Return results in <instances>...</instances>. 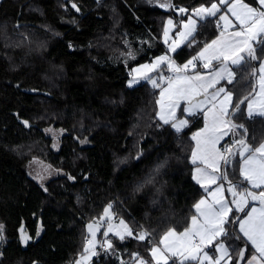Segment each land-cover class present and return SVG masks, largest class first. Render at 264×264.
Returning <instances> with one entry per match:
<instances>
[{
  "label": "trees",
  "instance_id": "16d2710c",
  "mask_svg": "<svg viewBox=\"0 0 264 264\" xmlns=\"http://www.w3.org/2000/svg\"><path fill=\"white\" fill-rule=\"evenodd\" d=\"M215 2L173 0L164 10L152 0H0V264H74L86 253L88 225L98 223L109 205L113 223L123 218L132 235H109L90 264H156L151 248L170 229L190 227L205 194L191 162L192 137L202 123L187 120L182 131L165 124L159 89L148 82L130 87L128 79L134 65L162 51L156 42L168 19L183 20ZM244 2L258 6L257 0ZM178 8L186 9L184 17ZM220 14L199 23L173 54L177 61L194 57L217 36ZM128 41L146 52L127 65ZM262 47L256 44V62L246 60L234 68L233 82L223 83L234 94L233 106L255 94L252 70L264 58ZM247 103L228 116L244 126L229 139V201V181L241 192L260 191L240 174V145L232 143L244 137L255 148L264 141V118H249ZM178 112L184 116L182 108ZM48 127L64 133L57 150ZM33 160L57 173L40 184L29 175ZM233 216L244 213L233 208L218 242L229 248L231 264H244L254 250Z\"/></svg>",
  "mask_w": 264,
  "mask_h": 264
},
{
  "label": "snow or ice",
  "instance_id": "6c2138e0",
  "mask_svg": "<svg viewBox=\"0 0 264 264\" xmlns=\"http://www.w3.org/2000/svg\"><path fill=\"white\" fill-rule=\"evenodd\" d=\"M258 8L251 7L244 3V0H219L220 5H226V13H230L235 17L236 24L228 18L227 14H221L218 17L219 21H223L222 30L219 38L213 40L211 44L203 47L199 52L198 57H193L182 67L177 66L175 61L167 56L159 57L154 64L142 65L140 68L134 70L135 74L131 83L137 82V76L142 75L144 79H149L147 73L154 71L160 64L167 63L169 71L175 73L171 77H161L167 83L166 88H161L159 118L165 123L170 122L169 118L175 117V110L181 101L187 102V107L184 109L189 115H195L196 110L204 112V119L206 121L205 127L193 135L192 139L196 141V148L192 153V163L204 165L203 168L197 166L195 169L197 175L194 177L208 192L209 186L215 184L217 180H227V173L224 172L220 176L213 175V173L220 171V161L223 160L224 165L227 166L233 162V157L229 156L232 149L224 147L223 151L217 149L216 145L219 141L228 134V130H235L237 128H244L242 124L237 125L231 120L226 119L235 112L240 111V104L247 103V116H259L264 118V63L252 70V75L256 77L255 94L249 97H244L235 106L232 105V93L224 87L218 88L211 96H209L208 89L215 87L221 80H227L232 83L235 78V72L232 66L239 67L246 60H256V50L253 42L264 45V0H257ZM75 7V5H73ZM162 7H170V4H162ZM181 13L186 9L181 8ZM220 8L217 3H212L210 7H200L195 9L193 15L204 19L206 16H216ZM172 25V21H168ZM220 27L219 23L217 24ZM230 28L236 29L229 31ZM185 31L179 33L182 39H187L196 30V20L189 18L184 24ZM168 36V30H165V37ZM167 42V39L166 41ZM178 44L175 40L170 45V51L175 52ZM264 52V47L261 48ZM202 61V67L209 69L212 67V61L218 62L219 67L213 69L208 75L210 79L206 78L200 73L193 75H181L185 73L191 66L195 69V60ZM259 73V75H257ZM152 86L160 87L155 79H151ZM197 96H203V99L193 103ZM211 105L210 107H207ZM207 107V111H204ZM233 108V112H229V108ZM188 123L187 120H180L173 123L172 126L180 131ZM247 132V129H245ZM234 145L239 144L240 149L238 154L241 157L242 164L238 161L240 174L244 180L251 185L252 189H259V192L248 190L238 191L237 185L228 182L227 191L231 194L232 200L228 201L224 196V185L218 184L217 187L209 192L212 197L211 202L207 200H200L195 205L198 216L191 218V226L186 227L183 231L177 233L175 229H170L159 241L163 245V249L154 246L151 250L153 259L156 264H168L169 259L174 261V264H220V259L228 255L227 248L221 242L216 251L221 252V257L213 262L212 257L204 252L203 249L212 243V241L221 236L226 235L224 225L229 223L227 219L229 213L233 211L231 205H235L236 212L244 213L243 217L233 216L232 222L236 223L239 232L243 237L251 243L255 252L259 255H251L247 264H261L264 260V143L253 148L247 143L246 138L234 140ZM211 169V172L208 171ZM250 201H256L259 207H251L247 212ZM111 205H109V209ZM105 216L111 218L110 212L106 209ZM120 225L124 230L131 235V230L128 229L124 221H120ZM88 230L91 233L92 239L87 241V247L84 251L91 252L92 246L95 243V230L92 224L88 225ZM108 231H113V227L109 225ZM3 232V225H0V233ZM116 235L123 239V235L119 231ZM146 233L139 234L138 238L144 240ZM239 238V237H237ZM25 242L28 237H24ZM0 240L3 236L0 235ZM108 247L111 248V242L106 241ZM244 252H240V258L243 259ZM88 259L86 256L81 257V262ZM78 262V264H81ZM140 264H147L146 261L141 260Z\"/></svg>",
  "mask_w": 264,
  "mask_h": 264
},
{
  "label": "crops",
  "instance_id": "0c3cea01",
  "mask_svg": "<svg viewBox=\"0 0 264 264\" xmlns=\"http://www.w3.org/2000/svg\"><path fill=\"white\" fill-rule=\"evenodd\" d=\"M216 3V2H215ZM244 3H246V2H244ZM219 4V3H218ZM248 4V3H247ZM250 5V4H249ZM211 6V5H210ZM251 7H254V8H258L259 7V5L258 6H252V5H250ZM226 5H222L221 7H219L220 8V11L219 12H217V15L218 14H220L221 12H223L222 14H227L228 15V18L230 19V20H232V22H233V24H236V20H235V17H233L230 13H226ZM193 11H195V10H193ZM192 11V12H193ZM192 12H191V14L189 15V17H187V18H185V19H183L184 20V22H186V21H188V19L190 18V16L192 15ZM186 15V13L185 12H183V13H181V16H185ZM216 15V16H217ZM221 15V14H220ZM216 16H211V17H206L205 19H207V18H212V17H216ZM219 17V16H218ZM204 19V20H205ZM204 20H198V22H197V25H196V32H197V29H198V25H199V23L200 22H202V21H204ZM217 21H219V20H217ZM216 21V22H217ZM219 23H220V27H218L217 25H216V23H215V25H216V28H217V30H218V34H217V36L216 37H214L211 41H209V42H207V43H205L204 44V46L205 45H207V44H211V42L213 41V40H215V39H217V38H219V36H220V33H221V30H222V26H223V21H219ZM177 30V29H176ZM234 30H236V29H233V28H230L229 29V31H234ZM196 32H195V34H196ZM165 33V32H164ZM163 33V34H164ZM194 34V35H195ZM165 35V34H164ZM164 35H162V37L164 36ZM193 37V36H192ZM192 37H190L188 40H190ZM165 39H167L166 37H165ZM188 40H186L185 42H179V44H178V47H176V51L179 49V48H181ZM256 44L257 43H255V42H253V46H254V48H256ZM203 46V47H204ZM203 47L199 50V52L200 51H202L203 50ZM162 49V51L164 50V47H162L161 48ZM161 51V50H160ZM175 51V52H176ZM175 52H172L171 54L169 53V55H171L172 57H173V61H175V64L177 63V60L174 58V56H173V54L175 53ZM199 52L194 56V57H198V54H199ZM160 53V52H159ZM170 56V57H171ZM157 57V56H156ZM199 60V59H198ZM201 63H202V61H201ZM261 63H264V58L260 61V64ZM260 64H259V66H260ZM258 66V67H259ZM217 67H219V64H218V62L217 61H215V60H213L212 61V67L211 68H209V69H205V68H201V69H198V70H196V71H193L192 73H189V74H185V73H181V75H193L194 73H200V74H202V75H204L206 78H208V79H210V76L208 75L213 69H215V68H217ZM235 67H237V66H232V68H233V71H234V68ZM169 72V69H168V67H164V77H165V74L166 73H168ZM258 75H259V73H258ZM225 82H227V80H221L215 87H213V88H209L208 89V95L209 96H211L218 88H220V87H224L226 90H228V88L223 84V83H225ZM157 83L160 85V87H156L157 89H159V91L161 92V88H166L167 87V83H166V80L165 79H163V81L161 82V81H157ZM229 91V90H228ZM231 92V91H230ZM232 93V92H231ZM232 104H233V99H234V94L232 93ZM200 99H203V96H197L194 100H193V103H196V101H198V100H200ZM188 105H187V102L186 101H181L180 102V104H179V106L176 108V110H175V117L174 118H172L171 119V121L170 122H172V123H177V122H179L180 120H179V118H184V116L186 115V114H188L186 111H184V109L187 107ZM211 105H209V106H207V107H210ZM207 107H205V109H204V111H207ZM180 108H182V110H183V117H178V114H179V112H178V109H180ZM230 110H231V107L229 108V112H230ZM189 115V114H188ZM189 117H190V119H192V120H198L199 121V123H202L201 124V126L199 127V128H197V130L194 132V134L193 135H195L197 132H200L204 127H205V123H206V121H205V119H204V112H202V111H200L199 109H197L196 110V114L195 115H189ZM253 117H258V118H262V117H259V116H253ZM226 119H229L228 117H226ZM186 126H184L183 128H185ZM182 128V129H183ZM182 129H181V131H182ZM233 134V130H228V134L227 135H225L220 141H219V143L216 145V147H217V149L218 150H220L221 152L223 151V146L224 145H226V144H229V139H230V137H231V135ZM193 142H194V146H193V150H192V153H193V151L195 150V148H196V141L195 140H193ZM262 143H264V141L262 142ZM230 145V144H229ZM191 162H192V154H191ZM193 164V163H192ZM194 165V170H193V176L195 177L196 175H197V173H196V171H195V169L197 168V166H199V167H201V168H203L204 167V165H202V164H200V162H199V160L197 161V164H193ZM208 171L209 172H211V169H208ZM225 172V165H224V162H223V160H221L220 161V171H218V172H215V173H213V175H216V176H220L222 173H224ZM195 179V178H194ZM196 180V179H195ZM197 182V181H196ZM199 184V183H198ZM218 184H223L224 185V188H225V184H224V180H217V182L215 183V184H211L210 186H209V189H208V192H206L205 191V189L203 188V190H204V192H205V194H204V196L200 199V200H202V199H204V200H207L208 202H211V200H212V197L211 196H209V192H211V191H213L216 187H217V185ZM200 185V184H199ZM249 186L251 187V185L249 184ZM255 190H259V189H255ZM224 196H225V198L229 201V199L227 198V196H226V190L224 191ZM199 200V201H200ZM199 201L197 202V203H199ZM196 203V204H197ZM254 205H252L251 207H259V204H258V202H256V201H254V203H253ZM230 207H232V209L233 208H235V205H231L230 204ZM250 207V208H251ZM249 208V209H250ZM109 212H110V214H111V218H109V217H107V216H105V211H104V214L102 215V217H101V219L99 220V222L98 223H96V224H103L106 228L109 226V225H111V224H113V218H114V215H113V213H112V208H110L109 209V207H107L106 208ZM105 209V210H106ZM248 209V210H249ZM194 210H195V214H194V216H198V214H197V212H196V208L194 207ZM247 210V211H248ZM246 211V212H247ZM232 213V212H231ZM231 213H229V215H228V217H227V219H229V217H230V215H231ZM190 226H191V224H190ZM224 227H225V225H224ZM178 233V232H177ZM107 234V233H106ZM241 234V236L243 237V234L242 233H240ZM222 237V235L221 236H219V237H217V238H215L213 241H212V243L211 244H209V245H207L204 249H203V251L204 252H207L211 257H212V259H213V262L216 260V259H218V258H220L221 257V252L220 251H216L215 249L217 248V246L221 243V242H218L219 240H220V238ZM243 239L249 244V246H251V243L249 242V241H247V239L245 238V237H243ZM160 241V240H159ZM224 245H225V247L227 248V251H228V255H226V256H223V258L222 259H220V264H231V257H230V251H229V248L227 247V245L224 243ZM154 246H158V247H160L161 249H163V245H160L159 244V242L157 243V244H155ZM153 246V247H154ZM152 247V248H153ZM252 247V246H251ZM152 248H151V250H152ZM252 249L254 250V248L252 247ZM151 250H150V254H151ZM91 251H93V249H91ZM94 252H95V255H96V253L98 252L97 250H96V246H95V248H94ZM95 255H91V252H88V253H85L83 256H86V257H88V259L86 260V261H84V262H81V257L74 263V264H78V262H81V264H90L91 262H92V260L94 259V256ZM252 255H259L258 253H256L255 252V250L253 251V253H252ZM151 257H152V254H151ZM250 258H251V256L244 262V264H247V262L250 260ZM152 259H153V257H152ZM153 262H155L156 263V261L153 259ZM168 264H174V261L172 260V259H169V261H168ZM205 264H207V262H205ZM261 264H264V260H261Z\"/></svg>",
  "mask_w": 264,
  "mask_h": 264
},
{
  "label": "rangeland",
  "instance_id": "374dc122",
  "mask_svg": "<svg viewBox=\"0 0 264 264\" xmlns=\"http://www.w3.org/2000/svg\"><path fill=\"white\" fill-rule=\"evenodd\" d=\"M152 3L155 7H159V8L164 9V10H168L173 6V0H152ZM216 3L218 4L219 2H216ZM162 4H170L171 6L170 7H162L161 6ZM218 6L221 7L222 5L218 4ZM207 7H210V6H206L205 8H207ZM180 9L181 8L176 9V12H177V14H179L181 16V12L179 11ZM193 13H194V11L192 12V15L190 16V18L196 20V25H197L198 20H204L207 17L206 16L204 19H200V17L193 15ZM208 17H211V16H208ZM169 20L172 21V25L168 24ZM185 23H187V21L184 22V20H181V19L178 20L175 18H170L167 20L166 27H165V30L166 29L168 30L167 42H165L166 41L165 35H164L165 33L163 34L164 36L161 37V39L158 42H156V45H158V43H159V45H161V47H164V50L161 51L157 55V57L155 56L152 60L145 62V63L138 64V65L136 64L132 67L131 76L128 79V85L130 87L138 86L139 84L144 83V82H148L150 85H152L150 83L151 79H155L156 81H161V82L163 81V79H161V77H164V67L165 66L167 67V63H162L154 71L148 72L147 76L149 77V79H144L142 75H138L137 76V82L131 83L132 79H133V75L135 74V72H134L135 69L140 68L142 65H145V64H148V65L154 64L155 61L161 56H167L171 60L173 59V57L171 55H169V53L170 54L172 53V51H170V45L172 44L173 40H175L177 42V44H179V42H185L190 37L194 36L196 30L187 39H182L179 36V33L185 31V29H184ZM127 46H128V49L125 51V53L122 56L124 59L123 61L127 65L132 63V61L134 59H137L140 55H142L146 52L144 49L137 47V45H134L131 41H128ZM159 113H160V104H159ZM184 118L186 120H190V117L188 114H186L184 116ZM171 119L172 118L170 117L169 120L171 121ZM44 131H45V134L53 140L54 149H56V150L59 149L60 139L64 133L60 129H57L55 127H48ZM56 173L57 172L52 167H50L49 165H47V164H45L39 160H33L31 162V164L29 165V175L32 178H34L37 182H39L40 184H43L44 182H46L47 180L52 178ZM121 220H123L124 224L127 225L126 221L120 217L117 220V222H114L113 224H111V226L113 227V231H111V232L108 231L109 226L105 229V226L101 223L100 224H96V223L92 224L94 227V230H95V243H94V246H92L93 251H94L95 246H97L99 241H100L99 235H100L101 231H105L107 233V236H106V233L103 232V234H105V236H106V240H107V237L109 235L120 237V236L116 235L117 231H119L120 234L123 235V237L125 235H128V233L120 225ZM127 227H128V225H127ZM128 229H130V228L128 227ZM89 234H90L89 235L90 239H92L91 233H89ZM131 235H132V231H131Z\"/></svg>",
  "mask_w": 264,
  "mask_h": 264
},
{
  "label": "built area",
  "instance_id": "2783aa9c",
  "mask_svg": "<svg viewBox=\"0 0 264 264\" xmlns=\"http://www.w3.org/2000/svg\"><path fill=\"white\" fill-rule=\"evenodd\" d=\"M218 23H219V21L216 22V25H217ZM219 25H220V23H219ZM192 59H193V57H192V58H189V59H187V60H185V61H177L176 65L182 67L184 64H186L189 60H192ZM194 63H195V65H196L195 69H193V68L190 66L189 69L185 72V74H189V73H192L193 71H196V70L200 69L201 64L199 63V60H198V59L195 60ZM174 74H175V73H173L172 71H169V72L165 75V78H167V77H171V76H173ZM224 147H229V148H230V145H229V144L224 145V146H223V149H224ZM98 246H102L103 248H105V245H104V242H103V241H99Z\"/></svg>",
  "mask_w": 264,
  "mask_h": 264
},
{
  "label": "bare ground",
  "instance_id": "6f19581e",
  "mask_svg": "<svg viewBox=\"0 0 264 264\" xmlns=\"http://www.w3.org/2000/svg\"><path fill=\"white\" fill-rule=\"evenodd\" d=\"M199 63L202 65V63H201V61L199 60ZM202 68V66H200V69ZM103 240H106V236H105V234H103L102 235V241ZM105 248H103L102 246H96V250L98 251V252H101V251H103Z\"/></svg>",
  "mask_w": 264,
  "mask_h": 264
},
{
  "label": "water",
  "instance_id": "95a60500",
  "mask_svg": "<svg viewBox=\"0 0 264 264\" xmlns=\"http://www.w3.org/2000/svg\"><path fill=\"white\" fill-rule=\"evenodd\" d=\"M256 50V49H255ZM256 54V53H255ZM257 56V55H256ZM257 60V59H256ZM256 60H252L253 62H256ZM228 155H230V153L228 154ZM225 172H226V170H225Z\"/></svg>",
  "mask_w": 264,
  "mask_h": 264
}]
</instances>
